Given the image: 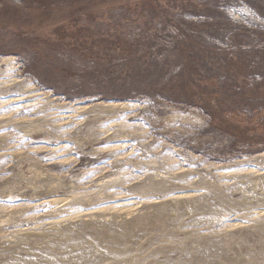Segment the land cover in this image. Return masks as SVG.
<instances>
[{
  "label": "rangeland",
  "instance_id": "374dc122",
  "mask_svg": "<svg viewBox=\"0 0 264 264\" xmlns=\"http://www.w3.org/2000/svg\"><path fill=\"white\" fill-rule=\"evenodd\" d=\"M0 264H264V0H0Z\"/></svg>",
  "mask_w": 264,
  "mask_h": 264
},
{
  "label": "bare ground",
  "instance_id": "6f19581e",
  "mask_svg": "<svg viewBox=\"0 0 264 264\" xmlns=\"http://www.w3.org/2000/svg\"><path fill=\"white\" fill-rule=\"evenodd\" d=\"M65 119V118H64Z\"/></svg>",
  "mask_w": 264,
  "mask_h": 264
}]
</instances>
